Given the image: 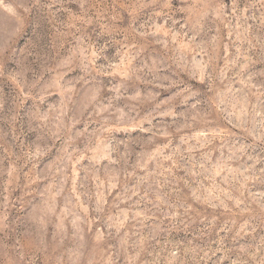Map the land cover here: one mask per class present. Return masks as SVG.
I'll use <instances>...</instances> for the list:
<instances>
[{"label":"clouds","instance_id":"9594fccd","mask_svg":"<svg viewBox=\"0 0 264 264\" xmlns=\"http://www.w3.org/2000/svg\"><path fill=\"white\" fill-rule=\"evenodd\" d=\"M0 264H264V0H0Z\"/></svg>","mask_w":264,"mask_h":264}]
</instances>
